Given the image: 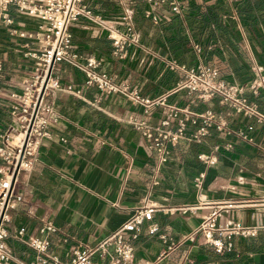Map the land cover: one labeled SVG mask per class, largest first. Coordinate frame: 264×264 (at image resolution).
I'll use <instances>...</instances> for the list:
<instances>
[{
    "label": "crops",
    "instance_id": "crops-1",
    "mask_svg": "<svg viewBox=\"0 0 264 264\" xmlns=\"http://www.w3.org/2000/svg\"><path fill=\"white\" fill-rule=\"evenodd\" d=\"M138 1V10L136 0L87 1L104 23L118 28L124 10H131L140 45L129 47L124 57L112 56L106 30L82 16L69 25L71 50L81 57L100 59L99 69L126 80L149 98L163 95L166 103L197 112L210 108L222 113L233 128L249 122L234 115L217 97L201 101L176 89L181 72L169 69L167 63L188 67L201 60L216 67L225 81L249 83L254 77L252 65L264 72V0H233L236 12L228 17L219 15V29L196 21L187 10L214 0H179L185 5L179 15L169 13L167 5L153 7L160 17L156 22L143 16L148 5ZM243 1L250 5L246 12L237 10ZM11 15L15 26L31 28L34 23L32 17L14 8ZM6 30L0 27L1 111L8 93L18 89L33 71V59L23 52L35 49L33 44L24 47L25 39L10 36ZM194 43L200 46L199 54L192 48ZM53 74L61 85L70 84L79 93L58 89L46 97L53 109L50 137L41 140L30 171L20 175L17 191L22 198L9 212L6 224L11 252L8 264H26L33 255L15 236L20 226L26 237L36 234L42 222L51 221L55 231L49 235L47 251L67 261L74 246L94 244L124 223L135 208L150 203L157 208L131 240L134 263L264 264V166L257 159V151L264 150L263 124H254V146L213 130L200 143L179 140L155 171V153L129 120L157 125L165 114L163 106H152L144 114L139 105L119 95L103 94L93 85H85L82 73L66 62L57 63ZM245 94L264 111L261 89L256 95ZM5 125L0 121V127ZM175 126L171 119L166 128ZM193 129L186 126L187 132ZM224 142H230L231 148H219L215 164L204 166L197 161L198 152ZM199 170L205 171L202 198L219 208L217 223L255 227L254 235H232L229 251L216 252L198 236L193 241L184 238L210 211L209 206L200 205L193 186L192 178ZM190 205L195 207L190 211L167 210ZM151 223L157 230L149 234Z\"/></svg>",
    "mask_w": 264,
    "mask_h": 264
},
{
    "label": "built area",
    "instance_id": "built-area-1",
    "mask_svg": "<svg viewBox=\"0 0 264 264\" xmlns=\"http://www.w3.org/2000/svg\"><path fill=\"white\" fill-rule=\"evenodd\" d=\"M87 1L0 0V25L6 27L8 35L25 39L24 47H28L29 44L35 45V49H26L23 52L25 57L33 59V71L21 82L18 89L8 93L5 104L7 123L4 128L0 127V264H8L11 259V252L6 243V224L9 221V212L22 198L17 191L20 175L30 171L41 140L50 137L48 125L53 109L46 97L58 89L75 95L79 93V90L73 89L70 84H60L57 76L53 74V68L57 63L66 62L82 73L85 85H93L103 94L119 95L130 103L139 105L144 114L155 105L165 108L164 117L157 125H150L141 119L129 120L147 140L148 149L155 153V171L159 165L167 161L171 155V147L179 140L200 143L213 130L254 146L256 144L252 135L254 124L264 125V111L245 94L249 91L252 95H256L259 89L264 94V72L261 73L256 65L251 66L253 79L247 84H242L221 79L216 67L201 60L188 67L177 65L172 61L167 63L169 69L181 72V79L176 84V89H184L201 101L217 97L222 105L233 111L234 115L250 120L243 127L233 128L228 125L222 113L210 108L198 112L191 111L186 106L177 107L166 103L163 95L154 98L142 95L126 80H119L105 70L99 69L100 59L92 55L81 57L72 51L69 25L79 16L99 24L106 30L112 56L122 58L129 47L140 45L131 20V10H124L120 17L121 28H118L104 23L100 15L91 10ZM142 1L148 5L142 11L143 16L153 22L157 21L153 7L167 5L168 12L174 15L181 14L185 9L184 3L179 0ZM11 8L32 17L34 19L32 27L15 26ZM192 48L199 54L198 44L194 43ZM171 119L176 122L173 130L166 128ZM187 125L193 126L194 129L187 132ZM219 148L228 150L231 148V143L212 144L207 152L201 151L196 154L197 161L204 166L215 164ZM204 177L205 171L199 170L193 176L192 182L200 205L209 206L210 211L201 216L196 229L184 238L193 241L195 236H198L216 252L229 251L232 246V235H254L255 227L243 226L237 222L218 224L219 208L201 195ZM156 208L154 203L135 208L124 223L94 244L74 246L67 261H62L57 255L47 251L49 235L55 231L54 225L49 220L41 223L36 234L24 237V227L20 226L16 229L15 236L26 243L33 252L26 264H137L133 262L131 240L136 237L139 225L143 221L150 220L151 213ZM194 208L190 205L167 210L185 212ZM156 230L155 223L147 227L149 234ZM161 238H164L163 235Z\"/></svg>",
    "mask_w": 264,
    "mask_h": 264
},
{
    "label": "trees",
    "instance_id": "trees-1",
    "mask_svg": "<svg viewBox=\"0 0 264 264\" xmlns=\"http://www.w3.org/2000/svg\"><path fill=\"white\" fill-rule=\"evenodd\" d=\"M248 3L249 2H244V3L241 2V5L237 7V10L240 12L248 11V9H250V5H248ZM223 8L224 7H223L222 0H214L211 3L204 4V5L203 4L197 5V6L193 5L187 8V10L190 12L192 17L196 19V21L206 23L207 25H210L212 23L214 27L217 26L219 29L220 23H219V13L218 12L222 10ZM155 14L157 16V21H158V18H160L159 14L158 13H155ZM252 101H254L258 105L256 100L253 99Z\"/></svg>",
    "mask_w": 264,
    "mask_h": 264
},
{
    "label": "rangeland",
    "instance_id": "rangeland-1",
    "mask_svg": "<svg viewBox=\"0 0 264 264\" xmlns=\"http://www.w3.org/2000/svg\"><path fill=\"white\" fill-rule=\"evenodd\" d=\"M232 2H233V0H224V3H223V7L224 8L218 12L219 15H224V17H228V16L232 15L233 12H236L235 8H233ZM135 5H136L135 10L136 9L138 10L139 6H140V2L138 0H136V4ZM1 26L2 25H0V27ZM135 26H136V23H135ZM3 108L5 110V105L3 106ZM4 110L3 111L0 110V115H1L0 116V121H3L4 123H7L6 112ZM257 159H260V160H258V163H261V165L264 166V150L257 151Z\"/></svg>",
    "mask_w": 264,
    "mask_h": 264
},
{
    "label": "bare ground",
    "instance_id": "bare-ground-1",
    "mask_svg": "<svg viewBox=\"0 0 264 264\" xmlns=\"http://www.w3.org/2000/svg\"><path fill=\"white\" fill-rule=\"evenodd\" d=\"M15 139H16V136H15Z\"/></svg>",
    "mask_w": 264,
    "mask_h": 264
}]
</instances>
